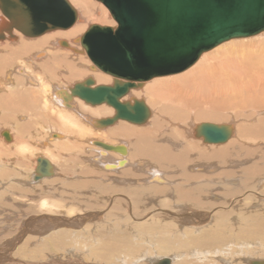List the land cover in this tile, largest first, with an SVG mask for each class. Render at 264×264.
<instances>
[{
    "label": "bare ground",
    "instance_id": "1",
    "mask_svg": "<svg viewBox=\"0 0 264 264\" xmlns=\"http://www.w3.org/2000/svg\"><path fill=\"white\" fill-rule=\"evenodd\" d=\"M67 1L75 21L38 35L0 8V188L18 193L27 216L7 251L43 264H128L134 253L169 264L264 261V30L223 41L177 73L134 81L119 101L141 100L145 121L102 125L115 108L72 89L86 78L112 85L80 37L90 24L116 23L98 0ZM203 123L229 136L206 140ZM38 157L52 174L34 181ZM145 246L168 256L145 258Z\"/></svg>",
    "mask_w": 264,
    "mask_h": 264
},
{
    "label": "water",
    "instance_id": "2",
    "mask_svg": "<svg viewBox=\"0 0 264 264\" xmlns=\"http://www.w3.org/2000/svg\"><path fill=\"white\" fill-rule=\"evenodd\" d=\"M115 26L90 24L80 37L91 61L113 76L112 85L90 87L86 78L74 85L73 95L89 104L105 102L116 117L142 123L147 107L139 100L120 102L134 81L177 73L195 62L201 53L231 38L253 36L264 30V0H98ZM2 12L13 11L18 29L31 34L69 27L76 11L67 0H0ZM9 10V11H8ZM12 18V15L8 16ZM11 29V28H10ZM119 80H124L123 82ZM206 140L229 136L227 126L201 124ZM95 144L104 146L101 142ZM33 180L52 174L46 158L38 157ZM161 258L153 264H169ZM251 264L264 261L250 260Z\"/></svg>",
    "mask_w": 264,
    "mask_h": 264
},
{
    "label": "rangeland",
    "instance_id": "3",
    "mask_svg": "<svg viewBox=\"0 0 264 264\" xmlns=\"http://www.w3.org/2000/svg\"><path fill=\"white\" fill-rule=\"evenodd\" d=\"M100 5H102V4H100ZM111 19V18H110ZM112 20V19H111ZM103 24V23H102ZM259 35V34H258ZM258 35H255V36H251V37H247V38H245V39H243V40H248V41H251V39H253V38H256ZM240 39H242V38H240ZM235 40V39H234ZM122 139L120 138H117L116 139V142H118V141H121ZM113 141H115V139L113 140ZM145 176V175H144ZM7 185V184H6ZM5 187V186H4ZM95 189V187H93V186H90V191H92L93 192V190ZM4 191H5V193H4ZM18 192V191H17ZM1 193H3L4 194V196H6V198L8 199V201H4L5 203L4 204H1L0 205V217H1V219H0V230L1 231H3V238H2V241L0 242V264H39V263H41V264H43V259H42V257H40L39 256V259H34V258H30V257H28L29 256V254L26 256V257H21L20 255H17L16 253H14V252H12L11 253V251H7V246H6V241H8L9 239H11L14 235H15V230H16V228H18L17 227V225H23L24 224V222H22L23 220H24V216L26 215V214H23V210H25V209H23V206L22 205H16V203H17V201H19V200H22V198L20 199L19 198V196H18V193L16 194V192L14 193L13 191H7L6 189H3V188H0V194ZM20 193V192H19ZM6 194V195H5ZM14 196V197H13ZM106 195L104 194V196H102V198L103 199H105L106 197H105ZM12 198V199H11ZM21 202H23V203H25L26 201H21ZM10 203V204H9ZM16 206H15V205ZM99 206H100V208H102V204H98ZM6 206V207H5ZM10 206V207H9ZM97 206V205H96ZM17 207V208H16ZM19 207V208H18ZM19 209V210H18ZM100 210V209H99ZM7 211V212H6ZM13 211V212H12ZM20 211H21V213H20ZM5 214H4V213ZM15 212V213H14ZM14 213V214H13ZM20 215H22V219L20 220V222H19V220H16V216H20ZM26 218H27V216H25ZM30 217V216H29ZM8 218V219H7ZM18 218V217H17ZM13 219H15V220H13ZM11 233H12V235H11ZM1 234V235H2ZM144 249H146L148 252L147 253H143L144 255H145V258H149V259H151L152 257H155V258H158V257H160V256H168L167 254H157V252H155L154 251V249H153V247H148V246H145V247H143ZM6 249V250H5ZM3 250V251H2ZM144 251V250H143ZM54 252H59V251H54ZM150 252V253H149ZM51 254V252L49 251V250H44V252H42L41 253V256H44V255H46V254ZM57 255L59 254V256H62V254L61 253H56ZM125 254V253H124ZM142 254V255H143ZM12 255V256H11ZM15 255V256H14ZM136 255V256H135ZM138 255H140L139 253H138ZM138 255H137V253H134V255H133V258H128L131 262H129V260H127L128 261V264H152L153 263V261L152 262H148V261H145V262H141V260H140V257L138 258ZM160 255V256H159ZM7 256V257H6ZM77 257V256H76ZM137 258H138V260H137ZM154 258V259H155ZM42 259V260H41ZM71 260H72V258H70ZM136 259V260H135ZM254 259V258H253ZM4 260V261H3ZM29 260V261H28ZM32 260V261H31ZM39 260V261H38ZM65 260V261H64ZM90 260V259H89ZM88 259L85 261V260H81V264L82 263H87V264H90L91 262L89 261ZM34 261V262H33ZM72 261H75V262H77V263H80V259L79 258H76L75 259V257H73V260ZM5 262V263H4ZM39 262V263H38ZM53 262V264L55 263V264H69V263H67V259L66 258H62V259H59V261L58 260H56V261H52ZM134 262H136V263H134ZM210 263H211V261H210ZM47 264V263H46Z\"/></svg>",
    "mask_w": 264,
    "mask_h": 264
}]
</instances>
